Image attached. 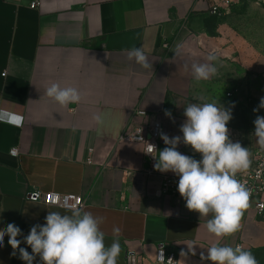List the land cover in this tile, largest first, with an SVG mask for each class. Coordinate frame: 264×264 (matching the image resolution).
<instances>
[{"label":"crops","instance_id":"obj_1","mask_svg":"<svg viewBox=\"0 0 264 264\" xmlns=\"http://www.w3.org/2000/svg\"><path fill=\"white\" fill-rule=\"evenodd\" d=\"M219 3L0 0V111L22 117L20 126L0 120V232L14 223L27 236L48 211L68 212L28 200L30 192H56L81 196L84 210L103 217L106 244L119 227L117 264L128 251L139 264H154L158 248L178 264H212L201 256L215 244L264 247V214L244 209L238 231L215 238L205 227L211 215L189 211L182 197L157 194L161 178L173 173L151 167L141 145L119 141L135 109L158 115L172 138L182 136L188 104L216 102L231 109L230 140L258 146L253 121L264 109H253L264 97V42L251 34L263 26L249 24L254 4L235 0L227 13L212 14ZM133 48H142L152 67L130 61ZM210 53L218 57L217 74L197 82L191 65ZM52 82L76 87L80 103L59 107L46 96ZM165 147L160 137L157 159ZM177 150L201 159L183 143ZM12 252L5 237L0 264H24Z\"/></svg>","mask_w":264,"mask_h":264},{"label":"clouds","instance_id":"obj_2","mask_svg":"<svg viewBox=\"0 0 264 264\" xmlns=\"http://www.w3.org/2000/svg\"><path fill=\"white\" fill-rule=\"evenodd\" d=\"M127 58L142 68L152 67L142 48L131 49ZM217 60L215 53H210L207 62L193 63V79L200 82L216 76ZM46 96L61 108L81 101V93L76 87L61 86L56 82L47 87ZM260 109H264V97L253 112ZM165 115L171 117L167 110ZM183 115L185 120L179 129L182 136L169 138L161 133L166 147L159 151L154 168L179 178L177 191L189 211L200 217L211 215L205 224L209 234L217 239L229 237L238 231L243 210L249 206L251 190L237 179V174L249 169L251 154L247 147L229 139L227 124L232 119L231 109L216 102L190 103L184 108ZM0 119L17 123L22 117L0 113ZM253 123L257 144L264 149V116L257 115ZM180 143L190 146L201 159L179 152ZM148 146L154 149L152 145ZM103 222V217L94 216L76 205L70 206L66 213L48 211L44 224L32 226L27 236L14 223H9L0 232V248L4 247L5 237H8L13 250L11 255L16 256L18 251L24 264H34L37 256L40 264H117L121 252L120 229H112V243L106 244L100 227ZM21 243L30 247L31 253L20 247ZM205 259L212 264H258L251 251L228 244L209 247L207 256H201L202 261Z\"/></svg>","mask_w":264,"mask_h":264},{"label":"built area","instance_id":"obj_3","mask_svg":"<svg viewBox=\"0 0 264 264\" xmlns=\"http://www.w3.org/2000/svg\"><path fill=\"white\" fill-rule=\"evenodd\" d=\"M244 2H250L264 8V0H244ZM234 3L235 0H221V3L213 6L211 13L217 15L219 10L223 13H227ZM35 6L36 3H32L30 8H34ZM226 96L229 97V94ZM0 113L3 112L0 111ZM133 118V121L120 136L119 141L141 145L143 155L148 159L151 167H154L161 133L163 132V122L158 115H149V113L143 109H135ZM0 120L10 123L7 120ZM12 124L20 126L22 120ZM227 128L229 129V139H231L233 137L232 131L229 127ZM148 144L152 145L154 149H150ZM249 152L251 154V165L246 172L238 173L237 179L251 190L248 208L252 209L255 215L260 216L264 214V149L258 145L255 148L249 149ZM9 154L15 157L17 155V150L13 149ZM87 163H90L89 159ZM178 179L179 178L174 174L163 176L157 192L159 197L165 198L172 196L174 198H181L177 191ZM28 200L38 202L45 207L58 208L66 211H69L72 205L82 208L85 207L83 198L73 194L64 195L56 192H30ZM153 263L178 264V260L174 253L166 252L164 249L158 248L154 253ZM125 264H139V257L133 251H128L125 255Z\"/></svg>","mask_w":264,"mask_h":264},{"label":"rangeland","instance_id":"obj_4","mask_svg":"<svg viewBox=\"0 0 264 264\" xmlns=\"http://www.w3.org/2000/svg\"><path fill=\"white\" fill-rule=\"evenodd\" d=\"M248 3H250V2H248ZM255 6L257 8L256 9H250V11L248 13L249 24H251V25H252V23H254L255 25L260 24L261 26H263V31H262V34L259 32L255 33V34H251V37H252L251 39L254 42H255V39H257V42H258V40L263 37L262 40L264 42V8L259 7L257 5H255ZM249 251H251V253L255 256V258L258 261V264H264V247L258 248V249H251Z\"/></svg>","mask_w":264,"mask_h":264}]
</instances>
